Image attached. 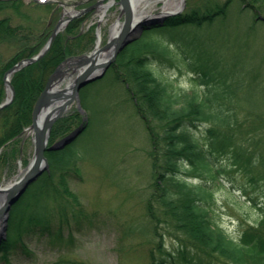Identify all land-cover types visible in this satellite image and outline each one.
Instances as JSON below:
<instances>
[{"label": "trees", "instance_id": "16d2710c", "mask_svg": "<svg viewBox=\"0 0 264 264\" xmlns=\"http://www.w3.org/2000/svg\"><path fill=\"white\" fill-rule=\"evenodd\" d=\"M235 2L244 1L200 4L189 11L168 16L159 24L144 27L139 38L117 54L104 75L128 93L145 124L154 178L145 207L155 222L158 219L155 205L162 207L163 221H169L179 244L169 251L159 243L156 254L152 250L149 252V264H218L220 261L225 264H264V215L237 237H232L215 214L214 187L219 175L229 172L226 166L218 165L220 156L230 150L232 163L238 164L241 146L232 143L231 131L239 127L238 109L245 106L254 110L253 101L250 104L240 94L244 82L234 79L231 63L220 58L225 53L222 48L215 50L216 53L202 43L187 44L177 31L182 27L200 28L225 20ZM245 2L255 12L264 11V0ZM22 3L21 0H0V12L17 10ZM44 6L51 9L50 5ZM84 18L72 19L56 35L44 56L12 75L14 98L0 110V166L19 153L20 136L31 124L33 104L48 76L65 58L82 53L92 45L91 29L83 33L78 31ZM50 21L52 19L43 31L35 34L28 26L12 24L9 16L0 17V42L19 45L0 67V102L4 97V71L39 51L48 38L46 30ZM157 62L184 65L189 70V85L181 86L176 80L163 76L155 66ZM64 121L60 119L54 123L49 143L65 132L68 125ZM77 141L62 150L46 151L51 169L30 187V195L39 194L42 189L46 194L51 192L61 196V192H65L76 198L67 186V179L70 173L78 172ZM257 162L259 166L264 165V159ZM54 163L60 170L57 181ZM252 164L245 161L239 165L247 171ZM182 172L197 180H187ZM258 177V174H250L248 180L255 183ZM250 200L256 204L254 198ZM21 221L15 223L10 214L5 237L0 238L3 264L9 261L14 249L30 253L23 238L34 234L57 240L63 238V220L54 225L43 198Z\"/></svg>", "mask_w": 264, "mask_h": 264}, {"label": "rangeland", "instance_id": "374dc122", "mask_svg": "<svg viewBox=\"0 0 264 264\" xmlns=\"http://www.w3.org/2000/svg\"><path fill=\"white\" fill-rule=\"evenodd\" d=\"M21 1L22 6L17 10L0 12V17L9 16L12 24L21 23L39 34L46 28L50 9L31 0ZM61 1H66V7L87 12L78 31L83 33L91 29L94 41L88 50L78 54L94 49L97 31L102 46L108 40L115 21L123 20L121 5L117 0L101 19L98 7L109 0H102L95 7L98 0ZM146 1L145 11L152 14L150 19L156 21L138 26L134 32L137 35L142 33L144 27L160 22L159 19H166L157 16L163 5L161 0ZM223 1L182 0L181 8L177 11L183 13L200 4L214 5ZM243 1L230 6L225 20L206 27L187 26L177 30L187 44L202 43L216 53L218 51L215 50L222 48L225 53L220 58L231 63L234 79L244 82L240 94L250 104L253 101L254 110L245 106L238 109L239 127L231 131L232 143L241 146L237 155L238 164L232 163L230 150L221 155L218 165L226 166L229 172H222L214 187L215 214L232 237H237L243 229L255 224L264 215V165L259 166L257 162L264 159V20L256 19L263 17L264 11L255 12ZM53 25L54 22L46 30L48 36ZM18 48L17 43L0 42V67ZM155 66L163 76L176 80L181 86L189 85V70L184 65L157 62ZM64 69L67 75H75L68 66L65 65ZM103 77L80 92V109L73 102L61 118L68 125L65 132L82 121L86 122L77 141L78 172L70 173L67 179V186L76 198L65 192H61V196L51 192L46 194L42 189L39 194L30 195L28 191L33 183L22 195L21 201L18 200L10 209L7 218L9 220L10 214H13L15 223L21 219L24 221L32 206L43 198L54 225L63 220V238L50 239L37 234L23 238L30 253L14 249L6 264H149V252L152 250L156 254L159 243L169 251L178 247L171 224L163 221L162 207L155 205L156 222L148 216L145 207L154 182L145 124L135 113L132 100L122 86ZM248 82L249 86L246 87ZM65 83L62 82L60 87ZM19 146V153L10 157L6 165L0 166V188L17 180L32 160V132L25 131L20 136ZM245 161L253 163L247 171L239 165ZM50 169L48 162L47 171ZM53 169L57 181L60 172L57 163H54ZM250 174H258L255 183L248 180ZM182 176L189 181L197 180L185 172H182ZM250 198H254L256 204ZM3 224L0 238L6 234L7 227L4 225L3 228ZM0 264H3L2 261ZM218 264L225 263L220 261Z\"/></svg>", "mask_w": 264, "mask_h": 264}, {"label": "water", "instance_id": "95a60500", "mask_svg": "<svg viewBox=\"0 0 264 264\" xmlns=\"http://www.w3.org/2000/svg\"><path fill=\"white\" fill-rule=\"evenodd\" d=\"M131 1L132 0H118L124 18L119 32L114 37L110 38L96 51L93 50L89 54L79 55L75 58H68L66 60L69 61L68 64L72 65L73 70L79 69V72L72 83L62 89H55L56 85L64 79L66 74L64 64L61 63L48 77L45 87L35 100L32 108V122L30 125V128L33 131V157L19 179L1 190V192L4 193L3 200L0 204V220L2 221V224L5 223L3 224V228H5L4 225L7 224L8 214L13 205L22 197L28 187L48 169V161L45 152L64 149L82 133L86 126V122L82 121L61 138L48 145V137L53 123L63 116L68 106L74 100L77 102V108H81L79 98L81 88L88 83L101 78L117 54L138 38V35L134 34L138 26L149 21H156L150 19L152 16L136 20L133 15ZM157 16H162L160 18L164 19L168 14H157ZM70 18L71 17L69 16L67 20ZM63 24L64 20L62 19L56 23L47 42L36 55L16 62L6 70L3 80L5 85L10 89V96L0 103V109L9 104L14 97V89L8 76L22 66L40 59L49 49L52 40ZM104 50H109L110 53L105 60L99 61V53ZM41 113H44V117L42 121L38 123V118Z\"/></svg>", "mask_w": 264, "mask_h": 264}, {"label": "bare ground", "instance_id": "6f19581e", "mask_svg": "<svg viewBox=\"0 0 264 264\" xmlns=\"http://www.w3.org/2000/svg\"><path fill=\"white\" fill-rule=\"evenodd\" d=\"M132 0V10L134 12V17L136 20L144 19L149 17L152 14H148V12L145 11V3L147 2L146 0ZM163 2L161 11L157 13L158 15H165V14H170L171 12H175L181 8V3L182 0H161ZM113 4V0L107 1L105 4H102L98 7V15L101 18L105 11ZM120 22L119 20L115 21V23L111 26L110 29V37H113L119 30L120 28ZM100 48V38L96 41L95 49L94 51L98 50ZM109 54V51H101L99 53V57L104 59L107 55ZM72 83V78H70L67 81V84L70 85ZM7 93V98L10 96V90L9 88L6 91ZM44 117V113H41L39 118H38V123L42 121ZM10 185V184H9ZM8 186V185H7ZM6 186V187H7ZM2 188H0V204L3 200L4 193L1 192ZM2 230V221L0 220V231Z\"/></svg>", "mask_w": 264, "mask_h": 264}]
</instances>
